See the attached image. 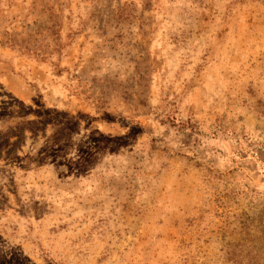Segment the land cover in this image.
<instances>
[{
  "label": "rangeland",
  "instance_id": "1",
  "mask_svg": "<svg viewBox=\"0 0 264 264\" xmlns=\"http://www.w3.org/2000/svg\"><path fill=\"white\" fill-rule=\"evenodd\" d=\"M0 264H264V0H0Z\"/></svg>",
  "mask_w": 264,
  "mask_h": 264
}]
</instances>
